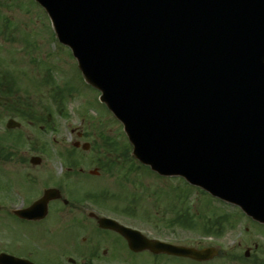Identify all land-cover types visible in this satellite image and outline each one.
I'll list each match as a JSON object with an SVG mask.
<instances>
[{
	"label": "water",
	"instance_id": "1",
	"mask_svg": "<svg viewBox=\"0 0 264 264\" xmlns=\"http://www.w3.org/2000/svg\"><path fill=\"white\" fill-rule=\"evenodd\" d=\"M36 1L140 162L264 223V0Z\"/></svg>",
	"mask_w": 264,
	"mask_h": 264
},
{
	"label": "flooded vegetation",
	"instance_id": "2",
	"mask_svg": "<svg viewBox=\"0 0 264 264\" xmlns=\"http://www.w3.org/2000/svg\"><path fill=\"white\" fill-rule=\"evenodd\" d=\"M21 147L0 137V264H264V224L238 207L219 203L238 213L182 211L192 194L184 181L171 186L175 200L169 201L165 186L138 190L132 175L108 181L106 160L94 169L85 168L92 161L61 160L58 172L47 146H34L29 155ZM240 216L248 222H237ZM150 241L159 242L152 248ZM163 243L197 254L170 253Z\"/></svg>",
	"mask_w": 264,
	"mask_h": 264
},
{
	"label": "rangeland",
	"instance_id": "3",
	"mask_svg": "<svg viewBox=\"0 0 264 264\" xmlns=\"http://www.w3.org/2000/svg\"><path fill=\"white\" fill-rule=\"evenodd\" d=\"M99 95L85 82L70 49L59 44L48 15L35 0H0V137L17 136L27 155L33 153L34 146H47L58 172L59 162L69 152H73L72 159L95 162L85 167L88 169L96 168L98 160H106V165L112 164V170L106 172L111 176L108 181L132 175L136 178L131 179V184L138 190L165 186L162 197L170 201L175 195L171 186L181 183L175 178L157 182L150 177L155 175L150 169L139 167L141 164L132 158L122 124L101 103ZM11 118L21 126L7 129L6 123ZM86 143L89 148L83 149ZM125 148L129 155L127 162L122 156L124 151H120ZM185 191L192 192L187 200L190 209L182 211L196 213L202 207H213L227 213L237 212L232 207L224 209L212 202L211 197H202L189 187ZM158 205L164 210L166 202L162 207ZM142 208L150 211L148 204ZM237 222L248 221L240 216ZM177 233L182 235L181 231Z\"/></svg>",
	"mask_w": 264,
	"mask_h": 264
},
{
	"label": "trees",
	"instance_id": "4",
	"mask_svg": "<svg viewBox=\"0 0 264 264\" xmlns=\"http://www.w3.org/2000/svg\"><path fill=\"white\" fill-rule=\"evenodd\" d=\"M23 113H26V112H23Z\"/></svg>",
	"mask_w": 264,
	"mask_h": 264
}]
</instances>
